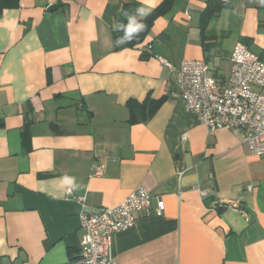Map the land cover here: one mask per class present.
<instances>
[{"label":"crops","instance_id":"crops-1","mask_svg":"<svg viewBox=\"0 0 264 264\" xmlns=\"http://www.w3.org/2000/svg\"><path fill=\"white\" fill-rule=\"evenodd\" d=\"M133 1L136 27L163 0L0 9V264L68 263L85 232L82 213L138 187L165 209L113 235L119 263L264 264V155L249 152L241 129L210 134L160 60L204 59L215 76L212 64L231 63L237 43L264 58V0H214L222 8L206 46L209 0H175L140 42L118 47L114 29ZM148 96L163 101L130 122L127 101Z\"/></svg>","mask_w":264,"mask_h":264},{"label":"built area","instance_id":"built-area-1","mask_svg":"<svg viewBox=\"0 0 264 264\" xmlns=\"http://www.w3.org/2000/svg\"><path fill=\"white\" fill-rule=\"evenodd\" d=\"M161 62L176 70L178 95L189 111L197 112L208 132L218 128L241 129L243 141L250 153L264 155V58L246 44L237 43L231 52V70L225 80L211 72L204 59H184L175 67L168 59ZM202 195L208 192L201 190ZM143 187L132 190L114 206L84 211V235L79 253L66 264H121L111 253L113 235L133 227L139 214L164 212L163 199H156Z\"/></svg>","mask_w":264,"mask_h":264},{"label":"trees","instance_id":"trees-1","mask_svg":"<svg viewBox=\"0 0 264 264\" xmlns=\"http://www.w3.org/2000/svg\"><path fill=\"white\" fill-rule=\"evenodd\" d=\"M174 1L175 0H163L160 5H158L154 10L148 13V15H146L139 23L144 25L143 30L140 32L138 29L136 31H129L130 28L135 29V27H133L132 25L131 15L139 12L140 5L137 1L126 3L120 15L118 24L114 29V37L116 39V43L118 47L132 46L140 42L149 32L153 20L158 15L169 12L172 9ZM19 4H20V0H0V9L18 7ZM221 8H222L221 3H216V1L214 0H209L207 8L203 12L201 29L203 34L204 45L206 44L207 41L206 33H205L206 28L212 17L215 14H217L221 10ZM124 36H131L132 40L127 43H118L117 42L118 39ZM215 77L218 78V75L215 74ZM221 77H222L221 79L222 81L225 80V77L223 76ZM162 101H163L162 98L154 99L151 96L146 97V99L141 102L136 99H129L126 103L131 113L129 121L134 123L139 120L149 119L156 112ZM76 255L72 256L71 259L75 258Z\"/></svg>","mask_w":264,"mask_h":264},{"label":"rangeland","instance_id":"rangeland-1","mask_svg":"<svg viewBox=\"0 0 264 264\" xmlns=\"http://www.w3.org/2000/svg\"><path fill=\"white\" fill-rule=\"evenodd\" d=\"M213 72L214 74L218 75V79H222L221 76L227 77L229 75L230 69H231V63L229 59L225 56L223 58H219L214 61L212 64ZM262 92H264V87L260 88Z\"/></svg>","mask_w":264,"mask_h":264},{"label":"clouds","instance_id":"clouds-1","mask_svg":"<svg viewBox=\"0 0 264 264\" xmlns=\"http://www.w3.org/2000/svg\"><path fill=\"white\" fill-rule=\"evenodd\" d=\"M144 28V25L142 24H139V25H136L135 29H132L130 28L129 31H136L137 29L140 31H142ZM132 40V37L131 36H124L122 38H119L118 39V43H127V42H130Z\"/></svg>","mask_w":264,"mask_h":264},{"label":"water","instance_id":"water-1","mask_svg":"<svg viewBox=\"0 0 264 264\" xmlns=\"http://www.w3.org/2000/svg\"><path fill=\"white\" fill-rule=\"evenodd\" d=\"M56 8H58V4H52V5H50L49 7H48V11H51V10H54V9H56ZM89 212H94V211H89Z\"/></svg>","mask_w":264,"mask_h":264}]
</instances>
